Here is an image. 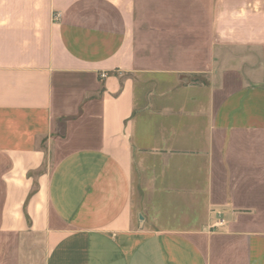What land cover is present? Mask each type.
I'll list each match as a JSON object with an SVG mask.
<instances>
[{
  "label": "crops",
  "instance_id": "0c3cea01",
  "mask_svg": "<svg viewBox=\"0 0 264 264\" xmlns=\"http://www.w3.org/2000/svg\"><path fill=\"white\" fill-rule=\"evenodd\" d=\"M256 50L264 0H0V264H264Z\"/></svg>",
  "mask_w": 264,
  "mask_h": 264
},
{
  "label": "rangeland",
  "instance_id": "374dc122",
  "mask_svg": "<svg viewBox=\"0 0 264 264\" xmlns=\"http://www.w3.org/2000/svg\"><path fill=\"white\" fill-rule=\"evenodd\" d=\"M246 55L249 56V57L254 58V60H256V61H260L261 59L264 58V52L257 51V50H256V51H253V52H248ZM254 67H255L256 69H259L260 72H262V74H263V75H262V78H263V80H264V66L258 65V63H256V64L254 65ZM263 83H264V82H263ZM9 243H10V244H14L15 241L10 240ZM33 248H34V249H33ZM33 248H32V250H33V252H32V258L29 257V253H27V254H28V255L26 256L27 263H28V264H30V263L37 264V262H38V264H39L40 259H39L38 257L40 256V251H41V249L38 248V247H36V246H34ZM24 249L27 250V252H28L29 249H30V242H29L28 240H26V241L24 242ZM40 264H41V263H40Z\"/></svg>",
  "mask_w": 264,
  "mask_h": 264
}]
</instances>
